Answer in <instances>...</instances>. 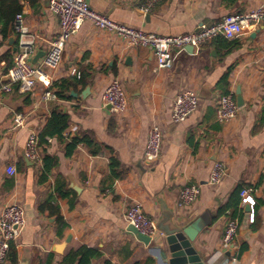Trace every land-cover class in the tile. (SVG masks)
I'll return each instance as SVG.
<instances>
[{"label": "crops", "instance_id": "1", "mask_svg": "<svg viewBox=\"0 0 264 264\" xmlns=\"http://www.w3.org/2000/svg\"><path fill=\"white\" fill-rule=\"evenodd\" d=\"M148 1L87 0L92 9L117 22L161 35L189 32L262 2L156 0L146 11ZM20 14L38 35L32 61L40 54L34 62L39 63L60 30L59 19L48 0H40L34 8L25 2ZM13 26L6 35L0 33V209L11 202H20L25 209L26 223L16 244L19 264L25 259L28 264H60L65 254L83 246L99 252L90 264H143L147 257L159 264L129 230L125 214L137 201L164 234L153 238L154 245L166 248L167 232L202 215L206 223L194 246L208 264H230L231 255H237L238 264H264V23L235 38L221 35L192 51H176L172 68L155 70L151 48L132 46L86 20L49 75L53 86L62 79L80 78L72 74L77 68L88 76L87 83L70 87L68 98L37 106L30 93L19 92L16 84L10 91L2 89L18 47ZM114 79L124 84L128 95V108L119 114L102 99ZM187 88L197 92L199 106L186 120L174 123L173 102ZM237 89L244 101L238 116L219 121L220 97ZM55 109L68 114L69 126L61 137L49 136L48 144L41 146L43 156L57 159L42 178L43 162L27 161L24 146L30 131L40 138ZM18 112L28 114L27 126L21 129L14 128ZM154 123L164 136L159 160L148 165L145 149ZM85 135L94 138L98 154L85 143L70 152L68 144ZM112 158L119 162L116 172ZM218 160L225 164L226 173L212 186L207 181ZM10 165L16 168L14 174L7 172ZM190 182L200 184L201 193L193 206L180 208L179 192ZM62 184L68 194L58 197ZM245 186L256 187L253 221L239 191ZM50 198L58 203L67 224L62 236L57 216L48 208L41 210ZM227 205L231 206L222 211ZM230 219L239 225L237 248L232 252L222 243ZM60 245L62 252L55 250Z\"/></svg>", "mask_w": 264, "mask_h": 264}, {"label": "built area", "instance_id": "2", "mask_svg": "<svg viewBox=\"0 0 264 264\" xmlns=\"http://www.w3.org/2000/svg\"><path fill=\"white\" fill-rule=\"evenodd\" d=\"M156 0H149L144 8L148 11ZM50 10L60 22V30L48 42L46 52L39 63L32 61L37 53L36 41L38 35L31 32L29 26L18 14L14 23V31L18 35V47L13 55V63L7 71L8 83L2 86L5 91H10L12 84L22 93H30L33 106L42 102L59 100V96L52 86L49 70L55 69L62 60L63 52L68 40L74 35L86 20L92 21L95 26L115 33L125 39L132 46H146L152 49L156 60L155 70L172 68L175 63V52L192 46L200 47L212 42L219 36L235 38L243 34L248 28L264 23V0L255 8L245 11H236L223 16L211 24H201L196 29L172 35H161L146 32L125 23L117 22L108 15L92 9L87 0H49ZM72 74L80 77L77 68L72 69ZM41 89H37L38 86ZM103 103L109 106L114 113H123L128 108V95L124 84L119 79H114L103 92ZM199 96L192 89L180 91L171 108V118L174 123H179L194 113L199 106ZM240 107L237 104L234 92L222 95L216 105V116L219 121L227 122L238 116ZM28 114L18 112L14 117V128L21 129L27 126ZM163 130L154 123L148 130L145 161L148 165L159 160L163 143ZM24 155L33 162H41L43 153L39 144L37 132L30 131L24 146ZM7 172L14 174V165L7 167ZM226 173V166L222 161H216L210 172L207 183L217 185ZM201 185L190 182L183 186L179 192L178 206L191 207L201 193ZM255 186H245L240 190L242 203L251 208L250 220H254L255 199L253 192ZM128 225L134 226L140 233L155 238L164 235L156 226L154 219L149 216L142 203L134 202L125 214ZM26 223V214L20 202L7 203L0 209V264L7 263L10 243L17 241ZM239 225L235 219H230L222 237L223 245L232 252L237 248ZM230 264H238L237 255H231Z\"/></svg>", "mask_w": 264, "mask_h": 264}, {"label": "trees", "instance_id": "3", "mask_svg": "<svg viewBox=\"0 0 264 264\" xmlns=\"http://www.w3.org/2000/svg\"><path fill=\"white\" fill-rule=\"evenodd\" d=\"M28 2L30 6L33 8L36 7L40 0H0V33L6 35L9 28L12 27L15 23L16 17L20 14L23 10L24 3ZM80 78H69V79H62L58 82L53 84V88L55 89L56 93L60 98H68V90L70 87H75L77 84H86L87 77L84 71H81ZM227 80L224 79V83ZM229 91H226L228 93ZM69 126V116L68 114H64L62 111L55 109L53 111V115L49 123L40 133V146H46L48 144V137L52 136H62V133L68 128ZM79 143H85L88 145L90 150L94 154H98L100 151L98 149V144L95 142L94 138L90 137L89 135H85L82 137H76L72 140L70 144H68V148L70 152H73L75 147ZM43 162V174L42 178H46V173L51 172L52 169L57 164V159L50 155H44L42 158ZM116 158L111 159V167L114 172L118 169V164ZM119 175V174H118ZM240 191V190H239ZM68 193L64 189V184L59 185L57 188V196L58 197H65ZM231 205H227L222 211H226L228 207ZM48 208L51 212L57 216V223L59 226V234L63 235V230L67 227V224L60 214L59 205L58 203H53V200L50 198L41 206V210ZM258 216L255 214V220L257 221ZM99 252L87 246L80 247L76 250H71L67 254H65L60 262V264H90L91 260L98 256ZM53 254L50 255V263L52 262ZM6 264H19V254L17 245L15 242L10 243V248L8 251L7 256V263ZM109 264V263H108ZM139 264V263H138ZM141 264V263H140ZM143 264H156L155 260L152 257H147Z\"/></svg>", "mask_w": 264, "mask_h": 264}, {"label": "water", "instance_id": "4", "mask_svg": "<svg viewBox=\"0 0 264 264\" xmlns=\"http://www.w3.org/2000/svg\"><path fill=\"white\" fill-rule=\"evenodd\" d=\"M49 1V0H48ZM188 51H192L193 47H187ZM40 57L38 54L35 57L33 62ZM74 96L77 94L72 91ZM236 101L238 106H242L244 104L243 97L240 89H237L235 92ZM24 158L29 161V159L24 155ZM245 210L250 211L251 208L249 205H245ZM206 220L201 215L198 217H194L189 222H186L182 225H175L171 231L167 232L166 236V248H162L159 245H154L153 239L149 236H146L140 233L134 226L129 225V230L136 236V238L146 244L151 253L156 256L159 261V264H208L207 260L204 259L200 253L197 251L194 246V242L198 236V234L203 229ZM71 236H68L67 242H69ZM63 245L57 246L55 250L58 252H62ZM20 264H28V260H22Z\"/></svg>", "mask_w": 264, "mask_h": 264}]
</instances>
